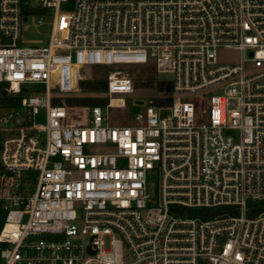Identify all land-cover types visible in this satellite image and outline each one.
Wrapping results in <instances>:
<instances>
[{
    "label": "built area",
    "instance_id": "built-area-1",
    "mask_svg": "<svg viewBox=\"0 0 264 264\" xmlns=\"http://www.w3.org/2000/svg\"><path fill=\"white\" fill-rule=\"evenodd\" d=\"M50 13L48 40H24ZM130 65L173 90L114 125L104 106H127ZM82 88L108 101L70 105ZM251 202L264 203V0H0V264H264Z\"/></svg>",
    "mask_w": 264,
    "mask_h": 264
},
{
    "label": "rangeland",
    "instance_id": "rangeland-1",
    "mask_svg": "<svg viewBox=\"0 0 264 264\" xmlns=\"http://www.w3.org/2000/svg\"><path fill=\"white\" fill-rule=\"evenodd\" d=\"M36 1V0H32ZM38 16L33 19H29L24 23L25 28L22 33V37L27 41H41L46 42L50 33L52 20V14L43 16L44 23H38ZM241 57V53L235 49H223L219 51V58L221 62L235 63L238 62ZM117 67H101L90 68L84 72V78L96 82L106 79V75L110 70H114ZM127 70L134 78V92L130 95H122L127 100L126 107H110L104 106V113H106L110 119V122L114 125L118 124H135L136 114L143 113L145 110L144 104H135L136 99H143L147 102L148 98H153L158 101L162 99L163 95H168L172 92H167L161 85V82H166L171 75L169 73L157 72L155 66L149 65L147 67L140 65H130ZM78 95L68 98V103L72 106H91L96 103L106 104L108 101L103 92L100 91H88L86 89H80ZM148 192L150 194L149 201L151 204H155L158 199L159 193V175L157 171L149 173L148 176Z\"/></svg>",
    "mask_w": 264,
    "mask_h": 264
},
{
    "label": "trees",
    "instance_id": "trees-1",
    "mask_svg": "<svg viewBox=\"0 0 264 264\" xmlns=\"http://www.w3.org/2000/svg\"><path fill=\"white\" fill-rule=\"evenodd\" d=\"M33 11H34V12H41V10H39V9H33ZM91 84H92V82L86 84V86H90ZM161 85L166 89L167 92H171V91L173 90V83H172L171 80H167L166 82H161V83H160V86H161ZM167 100H168V101H171L172 98H171V97H168ZM162 102H163L162 99H159V100H158V103H162ZM250 205L258 206L259 209H262V208L264 207V203H263V202H251ZM217 211H220L219 208H218V210L211 211V213H215V212H217ZM195 213H196L195 211H191V212H189V214H192V215H194ZM254 213H255V212H254ZM204 214L206 215V214H208V213H207V212H204ZM2 223H3V218L0 216V227H1Z\"/></svg>",
    "mask_w": 264,
    "mask_h": 264
},
{
    "label": "water",
    "instance_id": "water-1",
    "mask_svg": "<svg viewBox=\"0 0 264 264\" xmlns=\"http://www.w3.org/2000/svg\"><path fill=\"white\" fill-rule=\"evenodd\" d=\"M252 54V53H251ZM137 104H143V100H137L136 101Z\"/></svg>",
    "mask_w": 264,
    "mask_h": 264
}]
</instances>
